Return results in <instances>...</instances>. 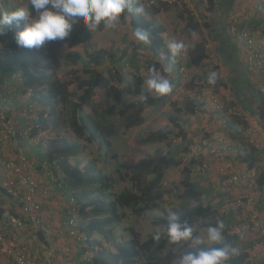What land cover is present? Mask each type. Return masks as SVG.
<instances>
[{
    "label": "trees",
    "instance_id": "obj_1",
    "mask_svg": "<svg viewBox=\"0 0 264 264\" xmlns=\"http://www.w3.org/2000/svg\"><path fill=\"white\" fill-rule=\"evenodd\" d=\"M29 2L30 0L26 2V6L29 5ZM233 2L234 0H206V5H208L206 11L212 15V19L211 23L203 24L207 30V36L212 40H220L221 31L225 26L226 10L231 7ZM139 5L142 4L137 0H132L133 11L121 16L119 20L122 26L128 28L130 37L136 43H134L135 46H132L133 50L131 48L132 53L130 52L129 56H127V49L119 53L120 55L117 50L110 47L90 49L85 63L91 67L78 69L77 64L85 61L82 55L75 51L64 54L65 61L73 65V69H71L73 76L80 72H85L88 75L76 98L72 96L75 86L73 78L64 79L58 74L61 66L58 50L72 48L79 44L88 47L96 28L89 29L78 23L68 38L64 41H50L47 50L42 52H38L37 48L25 49L17 46L15 34L22 30L23 25L19 28L13 26L6 35L0 36V44L15 53L13 73L21 74L20 89L23 93L28 94L29 102L35 104L31 107L34 110V117H36L31 121L33 126L31 132L28 135L25 128L17 126L16 136L23 143L35 142L33 145L29 144L30 150L40 153L38 157L41 159L42 166L39 168L46 169L49 176L48 185L50 184L54 193L66 197L68 202L64 209L66 214H64L63 228L66 230V235H69L68 238L74 240V243L72 242L70 247L65 246L61 255L68 263L71 258H74L75 264H178V259L184 252L208 246L201 244L190 248L188 242L169 243L165 231L166 221L169 215L176 213L193 226L196 235H199L200 231L206 229L208 225H215L217 219L223 220L225 223L223 241L209 247L230 244L238 248L239 252L228 261V264H246L244 248L247 244L241 245L245 237L233 235L229 230V226H233L237 222L231 220L230 217L235 219L234 210L229 205L231 202L226 199L224 194L218 193L214 196L213 189L206 191L194 182L196 176L201 175L197 171L196 165L203 161V157L189 158L190 147L187 144L181 145V141L188 140L189 131L191 126L195 125L198 114L205 113L203 111L204 104H201L197 97L209 90L213 97H219L220 93L223 94L225 90H228V86H222L221 83L229 84L231 81V87H229L231 92L227 97L225 96L231 100L227 101L229 108L237 104V100L239 107L264 122V94L260 91L264 79V69L256 70L263 74L258 80L260 86L257 82L251 83L254 70L248 68L244 55L243 63L245 65L242 66L236 47L230 44L231 46L226 45L221 50V64L229 73H227L229 82L220 79V73H216L215 85H209L207 83L208 75L204 71L199 75L198 73L192 74L188 78L189 69L194 70V68L210 61L205 38L197 40L188 49L186 61L181 55L171 58L168 49L165 48L164 27L159 24L156 18L166 7L160 5L150 9L143 7L144 12L136 14L135 8ZM187 26L190 28V23ZM103 28L104 26L101 24L97 30L100 31ZM137 28L148 30V41L136 39L134 32ZM255 32L259 34L261 43L264 45V21H262L259 31ZM225 35L229 38L227 29ZM188 36L192 37V33L189 32ZM142 50L150 53L155 61L150 59L139 65L142 53L144 54ZM120 62L121 64H119ZM136 63L138 66L135 67ZM167 64H171V68H176L177 75L175 77L167 75V71H164ZM153 66L164 72L163 76L173 84V91L170 94L166 96L144 95L142 90L144 78L141 76L144 73L148 74L149 68ZM182 67L187 71L185 81L182 80L180 73ZM126 70L135 75L132 83H127L123 79ZM180 89L184 92L182 101H169L171 95ZM108 93L114 103L106 106L105 114L106 116L112 115L116 111V106L119 105L121 109L115 113L120 117L126 116V129L144 124V109L146 107L159 108L169 101L174 108V114L169 116L165 126L171 125L172 128L168 130L159 128L151 131L145 137L144 142H173L175 146H178L169 152L156 149L154 156L137 161L123 159L118 164L116 171L121 174L120 179L127 181L129 186L118 194L113 192L112 177L98 169L94 161L80 157L86 149V144L97 143L98 150H101L103 145L111 148V142L101 134L98 122L93 115L97 108L103 104L106 105L102 95L107 96ZM193 93L195 94L194 98ZM125 94L142 96V99L125 103L123 101ZM248 97L253 100H250L251 106ZM228 107L223 110L225 114ZM224 113H222L223 118L226 116ZM191 119L194 120V123ZM60 123L72 131L75 140L59 135L48 139L46 144L35 140L44 131L49 133L57 130ZM222 124L234 141L245 145L246 150L237 149L233 153L237 162L245 165L247 169H251L255 163L264 159L254 144L244 142L245 138L241 131L245 124L242 119L237 116H229L222 121ZM77 140L83 143L81 144ZM24 155L29 162L31 156H27L25 153ZM112 157L117 159L115 153H112ZM180 166H182L183 180L181 181L182 191L178 194V198L181 205L173 213H168L163 209V217L153 222L155 226L162 228L161 239L155 241L154 233H152L145 241L139 243L137 235L131 228L126 229L131 234L130 237L126 238L121 234L116 239L114 226L124 219L125 211H129L134 216H140L147 211L161 207L160 203L166 193L161 189L165 172L167 169ZM195 172L197 175L194 174ZM255 187L259 194V200L254 203V209L260 212L264 210V168L257 171ZM7 197L13 200L11 195H7ZM214 199L220 202L215 204ZM222 207H228L229 211L225 214L221 213L220 208L222 209ZM10 208L7 207L8 210ZM70 210L77 213V223L73 220ZM35 232L37 240L43 241L48 247L49 240H52L51 236L46 237L47 235L43 231ZM69 232H73V236H70ZM52 250L45 257L41 255L42 264H60L54 249Z\"/></svg>",
    "mask_w": 264,
    "mask_h": 264
},
{
    "label": "crops",
    "instance_id": "obj_2",
    "mask_svg": "<svg viewBox=\"0 0 264 264\" xmlns=\"http://www.w3.org/2000/svg\"><path fill=\"white\" fill-rule=\"evenodd\" d=\"M188 4L189 6H185L184 8L180 9L178 7H166L165 9L161 10V12L157 15L156 18L159 24L164 27L163 37L165 38V48H167V44L170 41H179V37L177 36V34L180 35V31L186 33L187 36L189 32L192 33L191 38L190 36H188L190 40H194L190 44V46H192L196 42L195 37H193V34H198V29L204 30L205 26L203 23H211L212 15L209 14L208 11H206L208 5H202L195 0H189ZM11 5L16 4H14L11 0H7L6 4L0 0V8L2 11L7 12L6 10H8ZM226 11L227 14H225V26L222 29L223 32L221 31L220 40H212L207 35L204 36L206 40V48H208V52L212 55V57L214 50L218 52V58L220 60H217L213 57V60L211 62H213L214 65L222 66L221 50L222 48H225L226 45H232L236 47L235 49L238 54V59L242 62V66L244 67L245 64L243 63V48L234 39V37L230 35L229 28L234 27L238 29H246L249 31H259L262 21H264V0H234L231 7L228 8V10ZM163 19H165V22L163 21ZM188 23H190V28H188L187 26ZM181 28H183V30ZM226 29L229 38H227L225 35ZM168 30L172 31L169 32ZM168 33H170V35L167 39ZM81 45L82 44L76 45L72 48H64L66 49L65 53L73 51L79 53L78 48ZM149 60L150 58H146L145 62ZM151 61L155 60L152 59ZM207 64H209V62L194 68V70L189 69L188 78L192 74H201V72H203L207 68V66H209ZM13 65L14 63L11 60H8V58L3 61L0 60V111L5 112L6 118L9 119L12 125L26 129L27 127L32 125L31 121L34 118V110L31 107H33V105L35 104L30 103V100L28 99V94L23 93L20 89V79L18 77L16 78V76L19 75V72L13 73ZM218 71L219 72L216 73H222L220 70ZM161 73L163 75L164 72ZM185 74L187 76L186 72ZM261 74L262 73H260V71L255 70L254 74L251 76V83H258V80L261 78ZM167 75L175 77V75H177L176 68H171V71H167ZM225 75L227 76L225 81H229L228 75ZM262 93L264 94L263 91ZM202 94V99H204L205 101L201 99L199 100L200 102H204L203 111L205 113H201L196 119L198 125L195 126L193 124L194 126H191V129L194 132L189 134L187 140V144L189 146H194L197 143L198 138H201L202 136H208L219 130H224L222 124L223 117L222 114L216 109L215 104H213V97L210 95L205 96L204 94H207L205 93V91ZM248 100L249 105L251 106L250 100L252 99L248 97ZM236 103L238 106L237 100ZM191 120L192 123H194V120ZM259 125L261 128L264 129V122L260 121ZM259 135L260 134H258V132H255L254 139H257V143L259 144L258 151L259 153H262V158H264V139H261V136L259 137ZM33 142L34 141H27L24 143H27L28 145L24 144L23 141L20 140V138L18 139L16 136V138H10L5 142L0 143V183L4 180L6 175L4 174L5 170L3 166L5 162L14 158V155L17 152L25 153L27 156H31V159L29 158V162L34 172V177L36 176L35 180L39 182L41 190L46 191V195L44 196L46 198H42L40 196H37L36 198L43 205V209L41 211L42 229H39L40 231L45 232V235H47L46 237H52V235L55 236V239H48L50 244L46 250L52 252V249H54L55 256L58 260H60V264H75L74 258H71L70 263H68L66 262L67 260L65 259V257L61 255L63 254L62 249L66 248L65 246L70 247V245L74 243V240L68 238L69 235H66V230L65 228H63L64 214H66V212H64V209L68 204L67 199L62 194L58 195L57 193H54L55 191L52 190L50 184L48 185L49 176L47 171H45L46 169L42 167L39 168L40 166H42L41 159L40 157H38L40 153H38V151L33 152L34 150H30L31 148L29 144L33 145L35 143ZM234 152V150H224L217 155L216 152L211 153V150L210 154L208 151H204L202 155L203 160L207 161L211 167L207 175H204L205 178H196L194 182L198 183L200 185L199 187L205 189L206 191H210L214 187H217L218 189V185H215L214 180H218V183H220L221 179L224 176L220 172V170L223 169V167H225L227 164L232 165L231 171L236 172V174L238 175L244 176L246 174L247 168L245 167V165L235 160V156L233 154ZM217 157L219 158L217 159ZM247 183L248 182H246V184ZM246 184H243V186H240L238 188H234L229 194L224 193L221 189H218V193L224 194V196H226V199L231 202V204L229 203V205H231L230 208L232 209V203L234 201L233 199H236L238 195H242L243 197H253L255 202H257L259 200V194L257 193V190L253 188L250 189ZM38 193H40V191ZM4 194L5 193L0 187V219L4 218L5 215L11 213L10 211H8L9 213L4 214V209H7L9 202H15V200H10ZM233 194L235 195L233 196ZM218 202L220 201L214 199L215 204H217ZM243 208L250 210V207ZM240 211V209H236V212ZM258 214L262 219H264V210L258 212ZM239 216L240 213L234 214L235 219H233L232 216L230 217L231 220L237 221L239 219ZM50 221L52 223V227L48 226V223H50ZM35 231L36 230L29 224L26 229L22 232V234H18L19 237L17 241H26L31 254L33 253L34 255L41 256V244L43 243V241L37 240V234ZM242 244L248 245L250 244V242L245 241V243L242 242L241 245ZM4 263L5 260L3 259V256L0 255V264Z\"/></svg>",
    "mask_w": 264,
    "mask_h": 264
},
{
    "label": "built area",
    "instance_id": "obj_3",
    "mask_svg": "<svg viewBox=\"0 0 264 264\" xmlns=\"http://www.w3.org/2000/svg\"><path fill=\"white\" fill-rule=\"evenodd\" d=\"M10 1V0H9ZM14 4L23 5L28 0H11ZM145 9H150L152 7L164 6V7H178L184 8L189 6V0H138ZM202 5L206 4V0H196ZM229 33L234 37V39L241 45L245 50L244 57L245 62L250 70H262L264 69V46L259 44L260 37L255 31H249L246 29H238L231 27L229 28ZM15 53L7 48H4L0 44V60H13ZM182 58L187 60V54L184 50L181 55ZM187 71L184 67L180 69L182 80L185 81L187 76L185 74ZM142 74V71L140 70ZM21 74L19 73L16 78H20ZM226 75L221 73L219 74L220 79H226ZM264 79L262 88L260 91L264 92ZM263 89V90H262ZM205 96H212L211 90L205 91ZM202 95L197 97L202 99ZM195 94L193 93V98ZM200 101V100H199ZM224 101L221 102L219 97H213V104H215L216 109L219 112L224 110ZM203 103V102H201ZM31 107V106H30ZM224 113V112H223ZM225 114V113H224ZM226 117L237 116L239 119L244 121V128L241 131V134L244 136L247 144H254L256 148L259 149V144L257 139H254V133L258 132L259 137L264 139V129L259 125V119L256 116L247 113L239 105L235 104L232 108H228L226 111ZM199 117V114H198ZM36 118V117H34ZM225 120V119H223ZM16 127L12 125L8 118H6L5 112L0 111V143H3L10 138H16ZM29 126L26 128V134L29 135L31 128ZM224 127V126H223ZM246 150L244 144H238L234 141L228 131L219 130L213 134H210L206 137H203L197 141V143L190 147L189 158H198L203 155L204 151H208L210 154L216 152L220 154L224 150ZM219 157H217L218 159ZM5 178L0 183L4 195H11L13 200L19 202L20 210L18 212L9 213L4 218L0 219V255L3 256L5 260L4 264H42L43 260L41 256L34 255L29 251V247L26 241L18 242V234L26 229L30 224L36 231L42 229V218L41 211L43 209L42 204L36 199L37 196L42 198L46 195V191L40 189L39 182L35 180L34 172L31 165L26 160L24 153L17 152L14 155V158L4 163ZM210 164L203 160L196 165V168L199 173L206 175L210 170ZM232 165L227 164L220 172L224 175L221 179L219 186L220 189L229 194L234 188H238L246 185L251 189H256L255 187V177L257 171L261 168H264V159L255 163L251 169L246 170L244 176L236 174V172L231 171ZM213 195L218 194L217 187L212 188ZM40 191V193H38ZM42 191V192H41ZM8 198V197H7ZM255 200L253 197H243L238 195L234 200L232 205L235 214H239V219L236 224L229 226L231 234L236 236H243L244 239H247V235L251 238L245 241L250 242L245 248V263L246 264H264V219H262L258 212L254 209ZM243 207H250V210H247ZM228 207L222 209L220 208L221 213H227L229 211ZM236 209H240V212H236ZM72 218L77 223V213L74 210H70ZM70 236H73V232H69ZM41 255L51 253L47 251V246L41 244Z\"/></svg>",
    "mask_w": 264,
    "mask_h": 264
},
{
    "label": "rangeland",
    "instance_id": "obj_4",
    "mask_svg": "<svg viewBox=\"0 0 264 264\" xmlns=\"http://www.w3.org/2000/svg\"><path fill=\"white\" fill-rule=\"evenodd\" d=\"M5 4L7 0L3 1ZM21 6H26V2L23 5H11L7 12L13 11L18 7ZM1 9V8H0ZM2 11V10H1ZM165 22V19H163ZM166 24V23H164ZM175 29V27H174ZM183 30V28H181ZM171 32L170 30H168ZM198 34L193 35L195 37V41L201 40L204 38V36L207 35V30L204 28V30L198 29ZM170 33H168L167 39L169 38ZM179 37V41H182L185 44V51L187 54L188 49L191 47L190 44L194 41L190 40V38L187 36L186 33L180 31V35L177 34ZM134 40L132 37L129 35V30L128 28L122 26L121 22H118L116 27L107 29L103 28L102 30L98 31L97 27L95 31L93 32V37L90 42V45L88 47L81 45L78 48L79 53H81L84 62H80L77 64L78 69H82L84 67H91L90 65H87L85 62L87 61V54L90 51V49H98L99 47H110L114 49L115 51H118L121 53L124 49H127V56H129L130 52L132 53V46L134 44ZM259 44L262 45V43L259 41ZM49 42H46L45 45L37 49L38 52L46 51L48 48ZM132 48V50H131ZM113 50V51H114ZM66 49L60 48L58 50V56L61 62L60 69L58 70V74L61 75L64 79H71L75 81V86L72 90V96L76 98V96L80 93L81 85L82 83L87 80L88 75L85 72H80L77 75L73 76L71 74V69H73V65L70 63H67L64 59V54H65ZM144 54L142 53V58L139 62V65L143 64V61H146V58L152 59V56L150 53L146 52L145 50ZM245 52V50L243 49ZM213 57L217 60H220L218 58V52L214 50L213 52ZM212 55L210 54V61H209V66L204 70V73L209 76L210 73L212 72H219L220 70L223 74H227V70L225 69L224 66H219V65H214ZM125 58V57H124ZM217 63V62H216ZM121 64V62L119 63ZM138 66L136 63L135 67ZM105 67V66H103ZM103 67H100V69H103ZM255 71V70H254ZM124 81L127 83H132L134 81L135 75L133 72L126 70L124 71ZM229 74V73H228ZM227 74V75H228ZM162 75V73H161ZM149 73L145 74L141 77L144 78V81L148 78ZM229 82V81H228ZM231 82V81H230ZM224 84L221 83L222 86H228V90H225L222 93L219 94V98L222 101H224V104L227 105V101L229 100L227 97L228 94H230V88L231 84ZM142 90L144 95L146 96H152L155 93L154 92H149L148 89L144 86V82L142 85ZM224 90V89H223ZM104 93V92H103ZM184 94L183 90H177L173 95H171L169 101L175 102H181L182 101V95ZM103 98L106 101V105L103 104L100 108H97L96 111L94 112L93 115H95V119L98 122L99 129L101 134L104 136L105 139L109 140L111 142V148H107L106 146L103 145V148L101 150H98L97 148V143L96 144H86V149L80 156L81 158H87L91 161L95 162V165L97 166L98 169H100L104 174L110 176L113 178V184H114V189L113 192L115 194H118L119 192L123 191L125 188L129 186V183L127 181H122L120 179V175L116 169L118 168V164H120L123 159L127 160H132V161H137L139 159L147 158V157H152L154 156L155 150L156 149H162L164 152H169L170 150H174L176 147L175 144L172 143H167V142H148L145 143L144 139L147 136V134L151 131L157 130L159 128H163V130H168L171 129V125L165 126L166 123H168L167 119L169 118L170 115L174 114V108L172 105L167 101L164 105L160 106L159 108H149L146 107L144 109V118L145 122L141 126L133 127L130 129L125 128V117H120L117 115V112L121 107L118 105L115 108V112L110 115L106 116L105 110L107 105H111L114 103L113 99L111 98L110 93L105 96V94L102 95ZM226 96V97H225ZM142 99V96H136V95H128L125 94L123 95V101L125 103L128 102H133L134 100H140ZM227 99V100H226ZM228 106V105H227ZM116 115V116H115ZM183 116V115H182ZM184 117V116H183ZM192 117V116H191ZM190 117V118H191ZM189 118V119H190ZM198 125V122L195 121V126ZM194 132L192 129L190 133ZM55 135H59L62 137H65L67 139L75 140V136L72 133L69 128L64 125V124H59L57 130L51 131V132H42L39 134L35 140L37 142H42L43 144H46L48 139L53 138ZM78 141V140H77ZM79 143H83L82 141H78ZM181 145L187 144V140H182ZM188 145V144H187ZM112 153L117 155V159H114L112 157ZM182 166L180 167H173L170 169H167L165 172V178L162 183V190L166 192L163 195V200L160 203V208L159 209H153L150 211H147L140 216H134L132 215L129 211H125V217L124 219L116 224L114 226L115 228V238L118 239V237L121 236V234L128 238L130 237V233L126 231V229H133L134 233L137 235V239L139 243H142L147 239L149 235L152 233H155L159 231L162 235V228L160 226H155L154 221L157 220L158 218L163 217V209L167 211L168 213H173L179 206L181 205V202L178 198V194L182 191V186H181V181L183 180V174L181 172ZM196 174V172L194 173ZM193 174V175H194ZM197 175V174H196ZM201 176L197 175L196 178H200ZM205 178L204 176H202ZM215 185L219 186L218 180H214ZM220 190V187H218ZM235 194H233L234 196ZM235 200V198L233 199ZM8 207H11L10 210L4 209V214L10 212H18L20 210L19 202H11L8 204ZM6 216V215H5ZM49 227H52V223H48ZM199 236L202 238V244L206 246H211L207 240H206V232L201 230L199 233ZM52 239H55V236L52 235ZM251 237L247 235V239L249 240ZM244 239V240H247ZM245 243V241L243 242ZM197 247V246H195ZM194 248V247H193ZM175 251V250H174Z\"/></svg>",
    "mask_w": 264,
    "mask_h": 264
},
{
    "label": "clouds",
    "instance_id": "obj_5",
    "mask_svg": "<svg viewBox=\"0 0 264 264\" xmlns=\"http://www.w3.org/2000/svg\"><path fill=\"white\" fill-rule=\"evenodd\" d=\"M132 11V0H30L28 6L18 7L10 12L0 11V36L6 35L13 26L19 28L23 25L22 30L15 34L17 46L25 49H39L46 42L64 41L78 23L89 29H94L101 24L111 29L116 27L121 16L130 14ZM143 12L142 5L135 8L136 14ZM134 35L139 41L146 42L149 39V32L146 29L137 28ZM167 48L170 57L175 58L183 54L185 44L182 41H170ZM12 62L14 63V60ZM164 71H171V64H167ZM216 81L217 74L210 73L207 83L215 85ZM144 86L157 96H166L173 91V84L161 75V71L155 66L149 68V76L144 81ZM226 107L228 106L224 104V108ZM226 118L225 116L223 119ZM201 176L204 175L201 174ZM224 230L225 223L220 219H217L215 225H208L206 229H203L210 245L223 241ZM165 231L170 244L188 242L191 248L203 242L201 236L195 234L193 226L183 220L180 214L173 213L167 217ZM153 239L159 241L161 233L155 232ZM238 252L239 249L230 244H223L220 247H197L194 251L184 252L179 257L178 264H228V261Z\"/></svg>",
    "mask_w": 264,
    "mask_h": 264
}]
</instances>
